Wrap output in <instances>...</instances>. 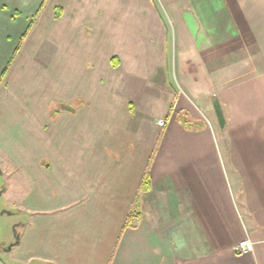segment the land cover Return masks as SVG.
<instances>
[{"label":"crops","instance_id":"1","mask_svg":"<svg viewBox=\"0 0 264 264\" xmlns=\"http://www.w3.org/2000/svg\"><path fill=\"white\" fill-rule=\"evenodd\" d=\"M57 7L0 0V138H17L2 152L31 180L22 244L30 237L33 246L22 258L264 264V0H68L60 16ZM46 13L54 70L69 84L55 99L30 101L24 115L4 89ZM171 66L183 89L168 115L150 117L137 90ZM146 171L151 187L139 194ZM137 197L140 215L125 225ZM245 238L249 254L237 250Z\"/></svg>","mask_w":264,"mask_h":264},{"label":"rangeland","instance_id":"2","mask_svg":"<svg viewBox=\"0 0 264 264\" xmlns=\"http://www.w3.org/2000/svg\"><path fill=\"white\" fill-rule=\"evenodd\" d=\"M79 1L92 4H104L108 1L113 2L114 0ZM67 2L68 0H47V8L49 9L47 12L53 11L54 14V7L58 5L56 12L60 14V5ZM126 2L135 4L137 2H142V0H126ZM143 2H145V0H143ZM101 10L102 12L99 14H102V16H105L106 18L114 17L108 10L103 8H101ZM127 18L135 19V15L133 16L132 14H127ZM54 29L51 15L49 13L48 16L46 13V17H44L42 23H39L34 37L35 40L29 42L23 49L25 53L24 55H21V58L23 56L24 59H21V61L19 59L17 61L13 71L10 69L11 72L8 78L9 86L7 90L4 89V91H8L9 93L7 98L22 104L24 115L28 114L30 111V108H28L30 101L42 103L45 99L50 97L55 99L56 96L59 95L60 90H63L64 92L66 86L69 84L68 78L59 77L58 79L57 73L54 70L57 62V59L55 60L56 48L54 43L51 45L50 39L52 38L48 35L52 30L54 31ZM47 38H49L50 42H44V46L47 43L46 48L41 51L40 49L38 50V47L42 45L43 40ZM171 61L172 58L170 57V63ZM24 64H26V66H23ZM4 76H0V84L4 79ZM145 78V81H143V93L140 94L139 90H137L136 94L139 97V101L137 102L139 107L138 109L142 107L143 111L150 117H165L171 112V108L175 100L174 89L176 94L178 90L183 89V85L181 84V80L178 78V74L174 73L171 66L169 69H163L154 75L153 73L146 75ZM54 101V107L57 109L58 100ZM3 108L5 109V107ZM181 113L188 116V113ZM0 115H2V111ZM201 116L202 122L204 123H208L210 125L211 121H213L211 119V114L208 111L203 110ZM23 118H25V116H19L16 124H19V121L23 122L26 120ZM155 128H157L159 133H161V127L155 125ZM16 133L17 132L15 131V136H17ZM16 139L17 138L13 137L11 133L9 136L0 138V264H55L51 260H46L40 257H34L31 259L22 258L27 251L30 253V249H32L33 246L30 237L28 238L26 247L22 244V237L24 236L25 229L24 224L28 216V212L26 211V207L23 202L25 193L24 182L28 184L26 189V191H28L31 186L29 185L31 180H29V176L24 173V169L20 168L16 164L13 156V158H11L8 153L2 152L7 148L10 149L12 145L15 144L14 142L17 141ZM7 159H10L11 161L10 167H12V171L7 168ZM18 236L20 238L19 242L13 244L11 249H8V247L16 241Z\"/></svg>","mask_w":264,"mask_h":264},{"label":"trees","instance_id":"3","mask_svg":"<svg viewBox=\"0 0 264 264\" xmlns=\"http://www.w3.org/2000/svg\"><path fill=\"white\" fill-rule=\"evenodd\" d=\"M45 1V0H44ZM44 3V2H43ZM15 13H17V14H19L18 12H15ZM57 15H59V13H57ZM35 18H36V16H31L30 17V24H29V28L34 24V22H35ZM29 28H28V30H29ZM27 30V31H28ZM27 33V32H26ZM26 33L21 37V40H20V44L22 43V41L24 40V38H25V36H26ZM19 44V45H20ZM19 47V46H18ZM18 47H17V49H18ZM6 71V70H5ZM5 71L3 72V76H4V74H5ZM186 113V112H185ZM178 119L185 125V126H187V127H189V128H193L194 127V125H195V122L194 121H191L189 118H188V116L186 115H183L182 113L180 114H178ZM150 187H151V182H150V175H149V173H148V171H146L145 172V174H144V176H143V178H142V181H141V185H140V188H139V194H140V192H142V191H147V190H149L150 189ZM138 198L139 197H137V200H136V202H135V204L133 205V210L129 213V215H128V217H127V220H126V222H125V225H128V224H130L131 222H132V220L134 219V218H136V217H138L139 215H140V213L136 210L137 209V207H138V204H139V201H138Z\"/></svg>","mask_w":264,"mask_h":264},{"label":"built area","instance_id":"4","mask_svg":"<svg viewBox=\"0 0 264 264\" xmlns=\"http://www.w3.org/2000/svg\"><path fill=\"white\" fill-rule=\"evenodd\" d=\"M167 123L165 119H159L158 124L163 126ZM237 250L242 254H249L254 250V243L250 238L242 239L238 245Z\"/></svg>","mask_w":264,"mask_h":264},{"label":"water","instance_id":"5","mask_svg":"<svg viewBox=\"0 0 264 264\" xmlns=\"http://www.w3.org/2000/svg\"><path fill=\"white\" fill-rule=\"evenodd\" d=\"M65 109H68V110H74V108L72 107V106H69V105H67V104H63L62 105ZM19 241V236L17 237V239H16V241L14 242V243H17ZM14 243H12V245H10L9 247H8V249H11V247L13 246V244Z\"/></svg>","mask_w":264,"mask_h":264}]
</instances>
